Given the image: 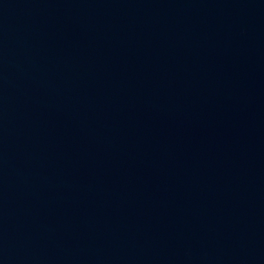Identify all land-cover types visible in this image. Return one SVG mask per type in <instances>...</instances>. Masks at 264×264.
Masks as SVG:
<instances>
[{"label":"water","instance_id":"obj_1","mask_svg":"<svg viewBox=\"0 0 264 264\" xmlns=\"http://www.w3.org/2000/svg\"><path fill=\"white\" fill-rule=\"evenodd\" d=\"M0 264H264V0H0Z\"/></svg>","mask_w":264,"mask_h":264}]
</instances>
